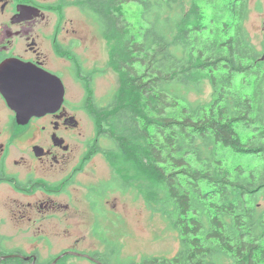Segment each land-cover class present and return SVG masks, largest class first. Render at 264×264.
<instances>
[{
	"label": "trees",
	"instance_id": "trees-1",
	"mask_svg": "<svg viewBox=\"0 0 264 264\" xmlns=\"http://www.w3.org/2000/svg\"><path fill=\"white\" fill-rule=\"evenodd\" d=\"M131 2L139 24L126 16ZM247 2L73 1L96 15L121 78L109 105L89 102L115 142L105 153L119 178L155 183L148 196L179 234L173 257L141 264H264V42L258 49L245 28ZM206 80L211 101L193 100ZM223 152L258 164L229 167Z\"/></svg>",
	"mask_w": 264,
	"mask_h": 264
},
{
	"label": "flooded vegetation",
	"instance_id": "flooded-vegetation-1",
	"mask_svg": "<svg viewBox=\"0 0 264 264\" xmlns=\"http://www.w3.org/2000/svg\"><path fill=\"white\" fill-rule=\"evenodd\" d=\"M72 9L67 0H0V194L7 193L0 203V260L12 259L0 264H72L69 257L76 255L67 252H77L75 227L85 212L86 237L105 250L111 217L120 212L109 206V195L127 191L118 176L99 183L80 180L103 154L104 134L90 109L89 102L97 105L88 95L95 73L82 71L77 52L82 37L75 36ZM75 78L85 90L79 103ZM16 80L44 88L42 101L52 107L20 120L5 91ZM49 251L53 258L47 261ZM93 251L88 259L107 264L106 251Z\"/></svg>",
	"mask_w": 264,
	"mask_h": 264
},
{
	"label": "rangeland",
	"instance_id": "rangeland-1",
	"mask_svg": "<svg viewBox=\"0 0 264 264\" xmlns=\"http://www.w3.org/2000/svg\"><path fill=\"white\" fill-rule=\"evenodd\" d=\"M73 1L67 0V3L75 5ZM251 1L245 28L257 48L262 50V43L264 42V0ZM186 3L190 6L191 0H186ZM124 10L128 20L137 24L141 22V7L138 3L125 4ZM71 16L75 18V28L78 29L75 36L82 37V43L77 48L79 60L84 64L82 71L85 73L94 71V78L91 82L94 92L93 99L99 107H105L112 102L114 94L121 86L119 73L109 64L113 43L103 36L100 23L92 12L76 4L75 9L71 10ZM260 65L264 71V59ZM84 91L81 83L75 78V103H79L80 98L85 96ZM212 93V86L206 80L200 89L190 92V97L196 101L209 102L212 99ZM89 127L92 129L91 121H89ZM240 131L243 132L242 128ZM102 134H104L102 142L104 151L114 148V140L109 139L107 133ZM243 138L246 139V136L244 135ZM104 151H102L103 154L96 157L86 171L80 174L82 182L99 183L109 180L112 176L119 177L120 166L114 165ZM223 154L225 155L223 158L229 167L242 165L247 171L254 168L259 160L257 156L251 154H233L231 152H223ZM125 171L123 170V174ZM127 172L131 176L134 175L130 169H127ZM146 179L145 176L136 177L133 180L126 178L130 182L127 184V191H112L109 195V206L112 208L116 205L120 212L111 217V230L107 232L109 239L106 242L105 250L98 248L101 247L100 244L89 242L90 237H86L87 235L90 236L88 229L90 214L85 212L80 217L82 223L75 227V237L80 236L81 240L75 251L89 254V256L94 254L93 250L106 251L109 254L106 258L107 264H131L132 262L141 264L145 258L169 259L178 252L180 248L179 234L173 228L170 220L150 200L148 193L151 188L155 191V183ZM78 190L83 191L80 187ZM6 194H0V203H3ZM260 202L261 206H264V192L260 196ZM80 204L81 209H87L84 201H81ZM84 215L87 217L85 220H83ZM4 251L7 252L6 249ZM51 252L49 251L45 255L47 261L53 258ZM6 257L8 258V256ZM7 258L0 261L5 263ZM69 259L72 260V264H96L85 256H70Z\"/></svg>",
	"mask_w": 264,
	"mask_h": 264
},
{
	"label": "water",
	"instance_id": "water-1",
	"mask_svg": "<svg viewBox=\"0 0 264 264\" xmlns=\"http://www.w3.org/2000/svg\"><path fill=\"white\" fill-rule=\"evenodd\" d=\"M264 59V56L263 58ZM59 81V79H57ZM62 86V84H61ZM62 88V87H61ZM6 93L9 97L11 106L16 110L20 120L29 119L31 116L44 113L52 107V103L42 101L45 97L44 88L25 85L18 80L12 86H6ZM62 101V93L60 95ZM76 256H85L93 259L91 256L78 252H67ZM65 253V254H67ZM64 254V255H65ZM3 258H7L4 256Z\"/></svg>",
	"mask_w": 264,
	"mask_h": 264
}]
</instances>
